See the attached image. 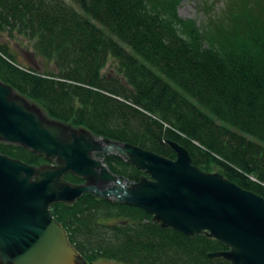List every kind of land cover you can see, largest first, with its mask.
Listing matches in <instances>:
<instances>
[{"label":"trees","instance_id":"trees-1","mask_svg":"<svg viewBox=\"0 0 264 264\" xmlns=\"http://www.w3.org/2000/svg\"><path fill=\"white\" fill-rule=\"evenodd\" d=\"M181 1L0 0V80L53 120L170 159L177 142L201 170L264 197V0L230 1L199 27L179 16ZM6 33L35 41L56 69L22 65ZM0 152L50 163L19 145L0 142ZM104 162L132 182L147 176L116 155ZM51 210L84 264H231L209 256L222 242L120 201L86 193Z\"/></svg>","mask_w":264,"mask_h":264},{"label":"water","instance_id":"water-1","mask_svg":"<svg viewBox=\"0 0 264 264\" xmlns=\"http://www.w3.org/2000/svg\"><path fill=\"white\" fill-rule=\"evenodd\" d=\"M45 114L0 80V142L60 163L35 167L0 152V264H75L80 255L51 208L86 193L139 208L163 228L188 237L206 234L228 248L211 258L264 264L263 196L201 170L177 142L169 141L176 153L170 159L109 139L101 143L88 130ZM98 152L117 155L147 176L132 182L113 174L94 156ZM68 173L89 183L72 185Z\"/></svg>","mask_w":264,"mask_h":264},{"label":"rangeland","instance_id":"rangeland-1","mask_svg":"<svg viewBox=\"0 0 264 264\" xmlns=\"http://www.w3.org/2000/svg\"><path fill=\"white\" fill-rule=\"evenodd\" d=\"M230 1L235 0H182L178 7V14L184 20L193 21L198 27L204 26L206 22L213 16L217 18L218 16L223 17L222 14L227 12L228 4ZM3 42H7L11 50L16 54L18 61L27 67H34L40 71L44 70H55V65L49 64L44 60L35 50V41L26 39L21 36H16L11 38L7 33L2 37ZM112 65V62H110ZM32 105L36 108L42 110L39 104L30 101ZM42 112H44L42 110ZM45 114V112H44ZM46 115V114H45ZM95 156V155H94ZM106 155L98 154L95 157L105 158ZM47 166H60L57 160H51ZM82 184H72V185H84L89 183L87 179ZM69 183V182H68ZM109 186V184L107 185ZM75 264H84L80 257L75 259ZM95 264H123L116 261L100 259Z\"/></svg>","mask_w":264,"mask_h":264},{"label":"bare ground","instance_id":"bare-ground-1","mask_svg":"<svg viewBox=\"0 0 264 264\" xmlns=\"http://www.w3.org/2000/svg\"><path fill=\"white\" fill-rule=\"evenodd\" d=\"M94 135V134H93ZM95 140H97V141H99V142H101V143H104V141H103V139L102 138H99V137H96L95 136ZM98 154H101V153H94V155L96 156V155H98ZM102 155H105V154H102ZM107 155H114V154H106V156ZM117 156V155H116ZM97 159H100V158H98V157H96ZM101 160H103V162H104V159L103 158H101ZM104 164L107 166V164L104 162ZM108 167V166H107ZM109 169V168H108ZM110 170V169H109ZM111 171V170H110ZM112 172V171H111ZM113 173V172H112ZM113 174H115V173H113ZM75 175V174H74ZM117 175V174H116ZM77 176V175H76ZM118 176H120V175H118ZM79 177V176H78ZM81 178V177H80ZM83 180H84V178H82ZM85 181V180H84ZM80 199V198H79Z\"/></svg>","mask_w":264,"mask_h":264}]
</instances>
